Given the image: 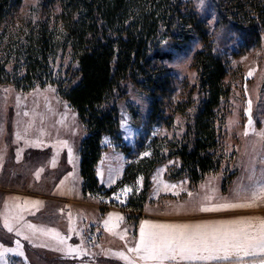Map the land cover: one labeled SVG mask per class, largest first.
Segmentation results:
<instances>
[{"label": "rangeland", "instance_id": "rangeland-1", "mask_svg": "<svg viewBox=\"0 0 264 264\" xmlns=\"http://www.w3.org/2000/svg\"><path fill=\"white\" fill-rule=\"evenodd\" d=\"M194 1L215 26L212 0ZM37 3L27 0V6ZM242 42L237 36L225 52L233 94L223 137L228 153L234 154L232 161L227 157L220 171L192 185L186 176H173L179 159H168L154 170L142 211L128 206L135 189L143 188L142 179L137 188L125 184L111 197L83 193L80 147L87 131L55 84L27 91L2 86L0 264H157L143 259L142 251H133L142 248V230L147 235L160 231L156 225L196 229L233 221L247 226V213H264V30L258 45ZM202 46L195 40L173 50L166 62L176 80V100L196 81L193 56ZM124 90L116 100L120 133L131 151L139 153V142L149 132V98L131 83ZM186 121L184 115H175L172 127L163 123L151 135H181ZM104 145L97 173L109 188L119 184L136 158L111 138ZM162 264H183V259Z\"/></svg>", "mask_w": 264, "mask_h": 264}, {"label": "trees", "instance_id": "trees-1", "mask_svg": "<svg viewBox=\"0 0 264 264\" xmlns=\"http://www.w3.org/2000/svg\"><path fill=\"white\" fill-rule=\"evenodd\" d=\"M210 6L215 26L194 0H38L28 6L27 0H0V88L55 84L77 111L87 131L80 147L85 195L111 197L125 184L137 188L142 179L143 188L128 203L142 211L153 172L168 159H179L173 176H186L192 185L220 171L227 157L232 161L223 137L233 94L225 52L237 36L246 47L261 42L264 0H212ZM195 40L203 44L193 56L197 78L176 100L166 62L173 50ZM127 83L149 98V132L139 153L120 133L116 100ZM178 114L187 119L184 133L151 135L163 123L172 127ZM106 138L136 158L109 188L97 173Z\"/></svg>", "mask_w": 264, "mask_h": 264}, {"label": "snow or ice", "instance_id": "snow-or-ice-1", "mask_svg": "<svg viewBox=\"0 0 264 264\" xmlns=\"http://www.w3.org/2000/svg\"><path fill=\"white\" fill-rule=\"evenodd\" d=\"M251 101H249V107ZM125 191H130L126 189ZM207 210V209H205ZM29 227H33L29 225ZM154 228L160 231H150L145 235L141 231L140 244L142 248L133 251H142L143 259L152 260L162 264L165 260H176L179 256L187 260H228L229 251L244 256L261 254L264 255V224L259 231H252L251 225L235 224L228 227H203L188 229L171 225H156ZM12 229L9 228V231ZM50 231V230H42ZM18 243V242H17ZM60 243H64L60 239ZM5 251H12L5 249ZM201 251L208 255H199ZM224 251V256L215 255ZM23 255V253H20Z\"/></svg>", "mask_w": 264, "mask_h": 264}, {"label": "crops", "instance_id": "crops-1", "mask_svg": "<svg viewBox=\"0 0 264 264\" xmlns=\"http://www.w3.org/2000/svg\"><path fill=\"white\" fill-rule=\"evenodd\" d=\"M264 224V213H247V225H251L252 231H259L260 226ZM229 226L235 225V222L228 223ZM224 225L221 227H228ZM215 255L224 256L226 253L224 251H219L214 253ZM199 255H208V253L201 251ZM227 255L230 256L228 260H187L183 259V264H264V255L256 254L244 256L243 253L239 255L232 251H229Z\"/></svg>", "mask_w": 264, "mask_h": 264}]
</instances>
